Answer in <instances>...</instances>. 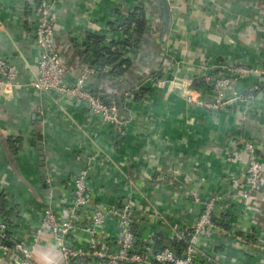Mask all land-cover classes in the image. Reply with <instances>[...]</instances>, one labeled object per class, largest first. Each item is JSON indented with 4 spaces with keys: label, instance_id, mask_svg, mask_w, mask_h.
Wrapping results in <instances>:
<instances>
[{
    "label": "crops",
    "instance_id": "obj_1",
    "mask_svg": "<svg viewBox=\"0 0 264 264\" xmlns=\"http://www.w3.org/2000/svg\"><path fill=\"white\" fill-rule=\"evenodd\" d=\"M167 1L168 29L158 0H0V55L16 64L20 85L9 98L0 94V218L25 244L34 242L46 208L65 214L63 195L92 155L97 159L89 172L93 200L146 210L150 215L138 226L140 238L159 244L166 227H190L200 213L190 191L200 198L219 192L235 199L244 188L240 135L254 141L264 162L263 77L252 74L239 81L235 92L242 99L220 111L190 103L168 82H158L162 76L193 79L200 97L210 100L215 90L204 81L206 75L217 76L228 65L261 66L264 0ZM46 2L54 3L55 47L71 76L79 73L85 51L92 56L90 33L125 38L111 32L110 23L120 25L136 5H146L149 28L140 48L131 52L133 68L124 76L91 79L95 91L119 105L125 117L120 126L29 85L40 54L36 9ZM16 139L22 144L13 150ZM40 141L47 188L41 180ZM226 211L231 234L203 245L214 264H264V178ZM113 229L108 222L107 230ZM41 239L32 263L64 264L52 236L45 232ZM0 264L18 263L0 249Z\"/></svg>",
    "mask_w": 264,
    "mask_h": 264
},
{
    "label": "built area",
    "instance_id": "obj_2",
    "mask_svg": "<svg viewBox=\"0 0 264 264\" xmlns=\"http://www.w3.org/2000/svg\"><path fill=\"white\" fill-rule=\"evenodd\" d=\"M36 11L35 40L40 54L37 73L29 85L39 92L56 93L59 101L79 103L106 123L114 126L124 123L125 117L119 105L113 100L107 101L104 95L91 87V79L100 74L108 75L111 67L99 69L89 62H82L79 73L71 76L68 65L55 47L54 3H43ZM2 26L0 18V28ZM224 68L225 71L217 76L204 77V81L209 82L215 90V96L210 100L200 97L193 79L176 75L167 80L162 76L158 82H168L169 89H177L190 103L207 110L220 111L230 101L242 99L235 92L239 81L252 74L264 79V63L257 67L228 65ZM17 78L16 64L0 55V94L8 98L12 96L20 86ZM229 95L231 98H228ZM239 137V149L244 155L240 161L246 174L244 188L238 190L235 199L234 194L226 196L219 192L200 198L197 193L190 191L188 195L201 204L200 213L190 227H166L159 236L160 244L156 240L140 238L138 226L143 225L146 216L150 215L146 210L93 200L89 172L97 159L92 155L63 195L65 214L59 215L51 206L46 208L30 246L22 242L13 228L0 218V249L7 251L11 260L17 258L18 264H33L32 255L43 245L42 235L48 232L56 241L55 249H58L59 258L64 264H199L208 260L214 264V257L203 245L214 237L231 234L232 228L224 219L229 204L235 202L237 196L249 197L264 178V162L258 156L254 141L242 135ZM108 222L114 223L113 232L107 230ZM7 241L9 246L5 245ZM175 243L182 244V248L179 250L174 246Z\"/></svg>",
    "mask_w": 264,
    "mask_h": 264
},
{
    "label": "trees",
    "instance_id": "obj_3",
    "mask_svg": "<svg viewBox=\"0 0 264 264\" xmlns=\"http://www.w3.org/2000/svg\"><path fill=\"white\" fill-rule=\"evenodd\" d=\"M150 15L145 4L139 3L124 17L120 25L110 23L111 32H120L126 35L125 38H110L106 35H97L90 33L88 35L89 41L93 45L94 50L92 56L89 57L87 51L84 61L89 62L97 68L105 66L111 67V72L108 75L124 76L134 66V60L131 57L132 50H138L143 40L147 29L149 28ZM146 89H142L144 93ZM97 92V91H96ZM98 93V92H97ZM108 101L109 99L104 96ZM12 142L13 150H16L21 144V139H16ZM3 204V203H2ZM179 250L182 244L175 243Z\"/></svg>",
    "mask_w": 264,
    "mask_h": 264
},
{
    "label": "water",
    "instance_id": "obj_4",
    "mask_svg": "<svg viewBox=\"0 0 264 264\" xmlns=\"http://www.w3.org/2000/svg\"><path fill=\"white\" fill-rule=\"evenodd\" d=\"M158 3L160 5L161 12L164 15V19H165L164 26L166 27V29H168L170 27L171 21H172V15H171V12H170L169 7H168V1L167 0H158ZM166 29H165V31H166ZM124 84H127V83L124 82ZM39 149H40L39 150L40 171L42 172L41 180L43 182V186L45 188H47L48 187L47 178L44 175V171L46 170V166H45V153H44L43 145H42L41 141H40Z\"/></svg>",
    "mask_w": 264,
    "mask_h": 264
}]
</instances>
